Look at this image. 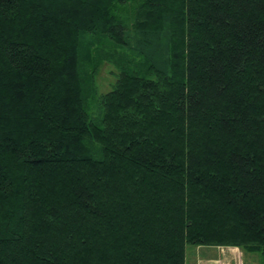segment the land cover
I'll list each match as a JSON object with an SVG mask.
<instances>
[{"label": "trees", "instance_id": "obj_1", "mask_svg": "<svg viewBox=\"0 0 264 264\" xmlns=\"http://www.w3.org/2000/svg\"><path fill=\"white\" fill-rule=\"evenodd\" d=\"M187 245L264 264V0H0V264Z\"/></svg>", "mask_w": 264, "mask_h": 264}, {"label": "rangeland", "instance_id": "obj_2", "mask_svg": "<svg viewBox=\"0 0 264 264\" xmlns=\"http://www.w3.org/2000/svg\"><path fill=\"white\" fill-rule=\"evenodd\" d=\"M116 78L117 70L115 68L114 63L108 61L103 62L94 79L97 94L102 95L110 91L116 81ZM93 104L94 109L92 112L93 114H95V101ZM232 252L235 253V256L230 255L232 254ZM226 256H228L227 259H235V264H262V257L260 254L242 253L240 257V252L236 251V249H233L231 247H194L191 245H187L185 247V264H199V260H223Z\"/></svg>", "mask_w": 264, "mask_h": 264}, {"label": "crops", "instance_id": "obj_3", "mask_svg": "<svg viewBox=\"0 0 264 264\" xmlns=\"http://www.w3.org/2000/svg\"><path fill=\"white\" fill-rule=\"evenodd\" d=\"M233 249H236V251H239L237 248H233ZM240 252V251H239ZM235 253L234 252H232V254H230V255H234ZM229 255V256H230ZM241 255H242V253L240 252V257H241ZM235 256V255H234ZM240 257H239V262H240ZM228 258V256H226V257H224V259L223 260H215V261H213V260H204V261H202V260H199L200 261V263L199 264H222V262H223V264H235V259L234 260H232V259H227ZM222 261V262H221ZM240 264V263H239Z\"/></svg>", "mask_w": 264, "mask_h": 264}]
</instances>
